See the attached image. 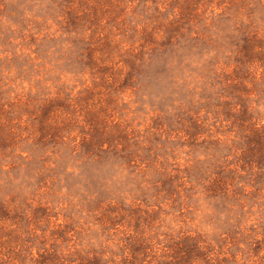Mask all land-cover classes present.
Returning a JSON list of instances; mask_svg holds the SVG:
<instances>
[{"label":"rangeland","instance_id":"rangeland-1","mask_svg":"<svg viewBox=\"0 0 264 264\" xmlns=\"http://www.w3.org/2000/svg\"><path fill=\"white\" fill-rule=\"evenodd\" d=\"M0 264H264V0H0Z\"/></svg>","mask_w":264,"mask_h":264}]
</instances>
